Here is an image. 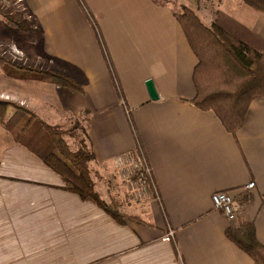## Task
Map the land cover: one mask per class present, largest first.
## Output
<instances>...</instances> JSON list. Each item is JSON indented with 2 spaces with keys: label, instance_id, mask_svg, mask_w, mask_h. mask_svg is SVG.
<instances>
[{
  "label": "crops",
  "instance_id": "1",
  "mask_svg": "<svg viewBox=\"0 0 264 264\" xmlns=\"http://www.w3.org/2000/svg\"><path fill=\"white\" fill-rule=\"evenodd\" d=\"M181 2L212 25L211 9L196 0ZM217 2V11L264 40L263 13L243 0ZM22 4L34 25L28 46L15 43L0 13V43L14 42L19 61L6 71L0 67V98L11 104L7 120L15 105L59 130L83 117L91 167L108 181L96 184L97 193L118 194L114 159L129 151L147 159L153 183L148 198L127 206L128 218L119 222L69 190L0 124V264H254L226 233L253 223L264 245V98L251 103L236 135L214 112L193 105L198 59L171 3ZM28 70L62 73L82 90L33 79ZM149 80L157 101L149 96ZM219 192L234 197L236 221L213 207Z\"/></svg>",
  "mask_w": 264,
  "mask_h": 264
},
{
  "label": "trees",
  "instance_id": "2",
  "mask_svg": "<svg viewBox=\"0 0 264 264\" xmlns=\"http://www.w3.org/2000/svg\"><path fill=\"white\" fill-rule=\"evenodd\" d=\"M153 1L158 5L169 3ZM243 1L250 8L264 14V0ZM0 8L8 11V8ZM216 13L211 26L205 25L188 7H183L181 13L176 12V16L198 59L193 74L197 93L193 105L202 111L214 112L227 132L236 135L245 123L251 103L257 98H264V40L225 12ZM1 14L21 34L32 32L33 27H30L28 21L19 13L2 11ZM86 15L93 20L90 14ZM105 58L107 64L112 67L106 51ZM28 72L31 73L28 76L34 77L33 79L82 90V86L75 80L59 72ZM10 105L0 101V123L47 166L60 174L69 190L79 194L83 200L96 203L119 221L113 210L109 209L94 191L87 167L88 162L93 160L91 152L86 147L80 152H70L61 139L62 133L59 129L46 124L24 108L13 106L14 114L5 121V114ZM226 234L252 258L254 264H264V245L257 239L253 223L229 229Z\"/></svg>",
  "mask_w": 264,
  "mask_h": 264
},
{
  "label": "rangeland",
  "instance_id": "3",
  "mask_svg": "<svg viewBox=\"0 0 264 264\" xmlns=\"http://www.w3.org/2000/svg\"><path fill=\"white\" fill-rule=\"evenodd\" d=\"M17 1L18 0H12V1L10 0L11 3H9V6H6V7H8V11L2 10L0 8V13L2 11L3 12H10V13H13V12L19 13L20 12L21 13L20 15L22 16V18L25 19L27 16V15H25V12H24L25 8L23 7V4L20 3V4H17V6L21 5L22 7L20 9H17L15 6ZM160 1L161 2H167L168 1L169 3H171L173 5V7L175 8L177 13H181L182 8L185 7V6H183V4L184 3L186 4V2L182 3L181 2L182 0L181 1L180 0H160ZM217 1L218 0H196L198 6H202V4H203L208 10L211 9L210 13L213 15V21L216 18V14H217L216 13L217 12L216 5L218 3ZM4 19H5V17L3 18V20ZM26 20L28 21L30 27H34V25L32 24V22L30 20H28V19H26ZM5 22L7 25L6 26L4 25V28L6 31H9L13 34V38H14L15 43H19V42L23 41V42H25V44L27 46H28V44H30L31 38H29V37H30L31 33L21 34L20 32L17 31V29L13 25L9 24V21L6 20ZM6 27H8V28H6ZM22 44H24V43H22ZM22 44H20V45H22ZM0 45L3 46L2 48H0V54H1L0 55V67H2V70L6 71L9 67L8 66L9 62L10 63L19 62V61L14 59V55L12 54L14 52L13 50H15L16 46H15L14 42L13 43H10V42L0 43ZM38 46H40V41H39ZM25 58L27 59V56ZM26 62H28V61L26 60ZM6 63H8V64L6 65ZM0 101L5 102L1 98H0ZM15 106H17V105H15ZM8 112H9V107H8L6 114H5V121L8 117ZM85 126H86V124H85L84 118L78 117V118L73 119L71 121V123L69 125H67L66 129L59 130L62 133L61 139L63 140L64 144L67 145L70 152H72V153L80 152L83 149V147H86L87 150H89L87 145H86L87 142H86V137H85V134H86ZM5 128L7 129L6 126H5ZM124 153L134 154L133 152H130V151L124 152ZM87 167L89 169L90 178H91L93 185H94V191L97 193L96 188H95L96 184L100 181H103V183L107 184L108 181L104 178V176L100 177L99 175H101V174H97V172L93 171L94 167H91V161L88 162ZM152 176H153V174L150 177L152 179L151 182H153ZM114 181H115V189L118 190L117 191L118 194H121L123 202H122V199H120L119 196H117L118 194L115 196H110V197L108 195L106 197L105 194H102V193L101 194L97 193V194L99 195L100 199H101V195H104L105 200L104 201H103V199H101V200L103 202H105V204L108 206L109 209L113 210L112 212L117 215L119 221L124 222L126 220V218H128V216L125 214V208L127 206L134 205L135 202L140 203L138 201H142V200H138L137 197L133 195L132 190L128 186L124 185V183L121 182V180H119L118 176L116 177V179ZM151 187H152V185L150 186V189H151ZM127 194H130L131 196L128 197ZM146 198H148V196H146L144 199H146ZM130 199L132 200L133 203H130L131 202Z\"/></svg>",
  "mask_w": 264,
  "mask_h": 264
},
{
  "label": "built area",
  "instance_id": "4",
  "mask_svg": "<svg viewBox=\"0 0 264 264\" xmlns=\"http://www.w3.org/2000/svg\"><path fill=\"white\" fill-rule=\"evenodd\" d=\"M22 3V0H18L16 8L20 9L22 6L17 4ZM0 6L8 8L9 2L0 1ZM3 46L0 45V48ZM117 176L124 185L128 186L134 196L138 200H143L146 196H149L151 182L152 169L144 156H136L132 153H123L118 155L114 159ZM153 177V176H152ZM255 188V183H250L247 186V190L251 191ZM213 207L221 211L223 215L231 222H234L238 218V211L234 197L230 193L219 192L212 196ZM174 232L170 231L168 237H173Z\"/></svg>",
  "mask_w": 264,
  "mask_h": 264
},
{
  "label": "water",
  "instance_id": "5",
  "mask_svg": "<svg viewBox=\"0 0 264 264\" xmlns=\"http://www.w3.org/2000/svg\"><path fill=\"white\" fill-rule=\"evenodd\" d=\"M146 86L151 100L153 101L159 100V95L154 85V82L152 80H149L147 81Z\"/></svg>",
  "mask_w": 264,
  "mask_h": 264
}]
</instances>
